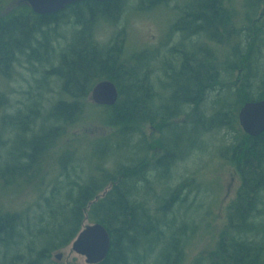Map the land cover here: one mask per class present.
Instances as JSON below:
<instances>
[{
  "label": "trees",
  "instance_id": "16d2710c",
  "mask_svg": "<svg viewBox=\"0 0 264 264\" xmlns=\"http://www.w3.org/2000/svg\"><path fill=\"white\" fill-rule=\"evenodd\" d=\"M168 1L171 0H142L143 9H154ZM250 1L247 0L255 6L259 0ZM231 3V0H197L194 7L189 2L183 4L180 28L194 36L197 33L191 30L199 21L196 28L205 31L207 41L205 57L199 58L197 53L183 55L180 68L167 74L170 82L166 88L173 89L171 100L160 105L161 99L151 80L150 54L142 51L125 56V50L107 47L93 33L97 19L111 21L114 14H119L122 8L119 0H87L46 15L35 14L24 4L17 14L1 20L0 75L5 73L3 66L18 55H27L30 60L31 52H35L30 44L36 42L43 50L35 54V61L46 63L59 58L58 68L51 69V73L63 79V90L71 96L58 104L54 117L74 123L84 116L86 109L102 107L106 110L104 121L115 129L111 135L88 139L80 153L68 147L59 155L57 162L61 167L54 177V191L50 196L41 192L43 200L39 208L43 205V209L40 215H35L37 223L29 215L27 218L31 233L41 238L47 235L45 238H50L51 243L38 252L39 260L26 264H48L51 251L70 244L83 228L86 217L103 224L111 236V249L99 264H150L147 260L154 254L155 264H185V232L179 234L181 228L165 220V213L172 211L168 207L179 202L176 195L181 193L177 194V188L184 184L179 183L171 192L174 170L180 160L192 155L204 133L222 131H226L228 143L219 152L236 165L241 185L229 206L228 223L218 246L208 251V263L264 264V132L257 137L249 136L241 128L238 117L247 101L264 99V64H261L264 44H259L260 34L254 37L250 27L246 38L243 37L241 32L247 29L237 28ZM68 11L82 29L76 32L66 50L57 54L47 38L49 32L43 28L62 23L60 18ZM190 17L194 26L188 23ZM144 67L147 70L143 72ZM172 68L175 69L173 65ZM236 72L241 78L234 83ZM103 79L113 81L118 87L119 99L114 106H100L89 99L94 85ZM191 111L190 120L172 122L176 115ZM145 123L156 124L159 130L157 157L150 156L154 145L143 131ZM185 130L191 134L186 139L187 145L182 144ZM51 131L44 129L41 135H35L26 144L30 152L13 155L0 180L4 181L2 184L9 186L12 180L24 178L35 167L47 164L45 154L49 147L39 151L38 148L42 147L41 142L52 141ZM150 193L157 196L158 204L162 198L166 203L164 210L149 208L146 198ZM3 196L0 193L2 199ZM140 196L144 199L137 200ZM23 217L21 213L5 211L0 205V264H15V259L22 263L14 248L22 245L16 238L20 232L24 234L19 230L25 227ZM48 224L53 225L51 231H47ZM32 226L38 232L32 231ZM27 249L30 253L34 251L30 246ZM197 260L194 264H202Z\"/></svg>",
  "mask_w": 264,
  "mask_h": 264
},
{
  "label": "rangeland",
  "instance_id": "374dc122",
  "mask_svg": "<svg viewBox=\"0 0 264 264\" xmlns=\"http://www.w3.org/2000/svg\"><path fill=\"white\" fill-rule=\"evenodd\" d=\"M119 1L122 2V8L119 14H114L113 20L108 21L105 18H99L94 22L95 38L109 48L117 46L118 49L125 50V56L147 51L150 54V59H153L150 69L152 72L151 80L161 99L158 101V105L167 104L171 100L169 97L172 96L171 91L173 90L171 87L166 88V84L170 82L167 74L180 68L183 55L191 56L193 53H197L199 58L205 57V43L207 41L205 31L196 28L199 21H196L194 26L192 18L190 17L188 20V23L194 26L191 31L197 33L194 36L180 28L183 26V22L179 25L183 4L189 2V5L194 7L197 0H171L154 9H143L142 0ZM231 2L230 8L235 13L237 28L247 29H243L241 32L243 37L246 38L250 27L254 37H258L260 34L261 41L259 44L262 43L263 45L264 0L257 1L255 6L258 7L253 6L255 4L253 2L249 4L247 0H231ZM24 4L23 0H0V22L3 18L17 14ZM191 12H194L193 14L198 13L197 11H190L189 13ZM247 16H250L251 20H247ZM60 19L62 23L51 24L43 28L44 31L49 32L47 38L50 39V43L57 54L66 50L72 42V38L76 36V32L82 29V26L75 22V16L70 11L63 14ZM67 21L69 22L65 23ZM30 46L35 50L34 53L31 52L30 60L27 55H18L16 59L3 66L2 70L5 73L0 75V180H2L7 164L12 162L13 155L19 156L21 152L23 154L27 151L30 152L26 144L33 140L35 135H41L45 129L47 131L52 130L53 136L52 141L41 142L42 147L38 148V151L47 146L50 149L45 154L46 165L35 167V171L33 169L24 178L16 179L17 181L12 180L13 184L9 186H5L2 184L4 181H0V193L4 195V200L0 197V205L5 211L21 213L24 216L25 227L23 230L19 228L24 234L20 232L19 238H16L22 245L14 248V252H19L18 258L21 259L22 263L15 259V264H26L28 261L39 260L38 252L51 243L50 238H45L47 235L41 238L36 237L37 233H31L27 218L29 215L31 221L37 223L34 219L35 215H40L43 209V205L39 208L43 200L40 197L41 192H44L43 196H50L54 191L56 187L54 180L57 173H60L61 167L57 162L59 155L68 147L80 153L81 148L86 146L88 139L111 135L115 130L104 121L103 116L106 110L102 107L86 109L84 116L74 123L67 122L65 119H56L54 116H56L58 104L70 100L71 97L66 95L63 90V79L51 73L53 71L51 69L58 68L60 59H50V62L46 63L37 62L35 61V54L39 50H43V46H39L36 42H31ZM172 65L175 69L172 68ZM146 67L143 68V72L147 70ZM240 78L241 76L236 72L232 81L236 83ZM256 92L254 91L255 95ZM202 111L205 113V103ZM191 113L192 111L189 114L180 113L172 119V122L190 120ZM170 120L169 122H171ZM42 128L43 131H41ZM142 128L151 144L154 145L150 152L151 158L157 157L160 150L155 145L159 144L161 136L156 124L145 123ZM61 129L63 130L61 133L56 131ZM185 132L187 131L185 130ZM189 136L191 134L187 132L183 137L185 139L182 141L183 145H187L186 139ZM169 139L171 140V138ZM227 139L226 131L206 135L204 133L201 136V141L192 149V155L185 156L183 160H180L177 169L174 170V180L172 184L170 183L173 188L171 192L176 190L179 183L184 182V184L180 186L182 188H177V194L181 193L180 196L176 195L179 202L173 207L172 205L168 207L173 212L167 209L168 213H165L167 216L165 220L169 224L174 223L177 228H181L178 231L179 234L185 232V264H194L197 259V263L201 260L202 264H209L208 251L218 246L220 236L228 223L229 206L236 198L240 188L241 178L236 165L224 159L219 152L222 147L227 145ZM21 161L25 163L27 160L21 159ZM44 178V182L41 183L42 190L38 189L39 183ZM107 190L108 188L99 196H104ZM159 191L162 194L163 188ZM147 196L146 200L150 209L153 208V210L158 211L157 208L159 207L164 210L163 205L166 203L164 204L162 198L161 203L158 204L156 202L157 196L153 193ZM141 199L143 200L144 197H137V200ZM48 221L50 224L51 218H48ZM91 223L94 221L86 217L83 226ZM49 224L47 231H51L53 227ZM41 225H39L38 231L41 230ZM31 229L38 232L33 229V226ZM28 246L34 249L33 253L28 251ZM58 254H62L60 259L57 258ZM10 255L12 256V253ZM49 260L48 264H88L84 256L72 250V242L66 247L52 250L49 254ZM156 260L154 254L147 261L150 264H155Z\"/></svg>",
  "mask_w": 264,
  "mask_h": 264
},
{
  "label": "water",
  "instance_id": "95a60500",
  "mask_svg": "<svg viewBox=\"0 0 264 264\" xmlns=\"http://www.w3.org/2000/svg\"><path fill=\"white\" fill-rule=\"evenodd\" d=\"M38 15L58 13L67 6L87 0H23ZM103 2L106 0H94ZM90 99L100 106H114L119 99L117 85L108 79L96 83L91 91ZM239 123L243 131L252 137L264 132V99L247 101L239 111ZM111 236L101 223L85 225L72 241V250L86 258L88 264H99L104 261L111 249ZM62 254H58L60 259Z\"/></svg>",
  "mask_w": 264,
  "mask_h": 264
},
{
  "label": "bare ground",
  "instance_id": "6f19581e",
  "mask_svg": "<svg viewBox=\"0 0 264 264\" xmlns=\"http://www.w3.org/2000/svg\"><path fill=\"white\" fill-rule=\"evenodd\" d=\"M173 7V6H172ZM125 8V7H124ZM166 8V7H165ZM175 8V7H174ZM123 11V10H122ZM98 28V27H97ZM97 30V29H96ZM94 33V32H93ZM36 80V79H35ZM51 84V83H50ZM51 98V97H50ZM57 99V98H56ZM13 106V105H12ZM19 111V110H18ZM16 116V115H15ZM33 137V136H32ZM13 158V157H12ZM183 182V181H182ZM170 184V183H169ZM199 187V186H198ZM198 191V190H197ZM206 192V191H205ZM196 193V192H195ZM201 198V197H200ZM202 199V198H201ZM204 200V199H203ZM199 205V204H198ZM193 209V208H192ZM191 213V212H189ZM191 215V214H190Z\"/></svg>",
  "mask_w": 264,
  "mask_h": 264
},
{
  "label": "flooded vegetation",
  "instance_id": "af4514ba",
  "mask_svg": "<svg viewBox=\"0 0 264 264\" xmlns=\"http://www.w3.org/2000/svg\"><path fill=\"white\" fill-rule=\"evenodd\" d=\"M82 2H85V1H82ZM77 3H79V2H77ZM26 5H28L27 3H25ZM73 4H76V3H73ZM73 4H71V5H73ZM71 5H69L68 7H70ZM67 7V8H68ZM66 9V8H65Z\"/></svg>",
  "mask_w": 264,
  "mask_h": 264
}]
</instances>
